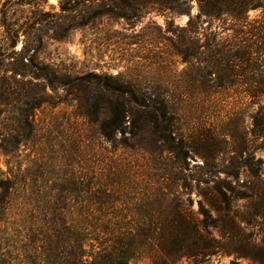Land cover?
Here are the masks:
<instances>
[{
	"label": "rangeland",
	"instance_id": "rangeland-1",
	"mask_svg": "<svg viewBox=\"0 0 264 264\" xmlns=\"http://www.w3.org/2000/svg\"><path fill=\"white\" fill-rule=\"evenodd\" d=\"M154 1L0 0V263L264 264V95L215 85L237 21L199 13L255 7V32L264 0ZM60 78L164 97L180 148L107 141ZM174 207L196 242L167 227Z\"/></svg>",
	"mask_w": 264,
	"mask_h": 264
},
{
	"label": "trees",
	"instance_id": "trees-1",
	"mask_svg": "<svg viewBox=\"0 0 264 264\" xmlns=\"http://www.w3.org/2000/svg\"><path fill=\"white\" fill-rule=\"evenodd\" d=\"M180 0H155L162 6L176 7ZM206 1L208 4L214 5L219 0H198L199 3ZM118 6V5H117ZM119 7V6H118ZM249 8L255 7H236V9H222L218 7H199V13L212 15L220 10L227 13L237 21V29L235 30V40L228 50L222 48L217 49L219 54L218 73L215 78V85L223 86L225 84L233 85L240 80L249 83L245 89V93L250 96L264 95V70L257 71V61L252 44L257 45L256 50H261L264 45V20L255 21L257 24L253 26L255 32L249 31L244 17V13ZM184 12V11H178ZM244 18V19H243ZM190 22V19L188 23ZM252 35L254 40L249 37ZM190 56H193L192 54ZM264 66V62L262 64ZM220 67V69H219ZM221 67L229 68V72L222 71ZM239 68L242 72L237 70ZM249 71V73H243ZM257 71V72H256ZM204 78L205 75H202ZM59 84L66 86L72 90V95L82 112L86 116L97 113L95 123L98 126L99 133L109 142L116 143L127 147H137L141 142L138 131L140 129L148 131L151 135L149 141H161L166 143V148H172L174 151L180 148L179 144H172L168 138L170 131V118L167 116L169 107L166 99L154 98L150 93H135L133 88L127 82H119L110 84L102 82L101 89L89 90L84 82L76 80L59 79ZM74 90V91H73ZM80 90L83 93H79ZM76 92V93H75ZM132 107L134 109H132ZM99 116V117H98ZM127 130L131 133L129 138H115V133H125ZM144 142L147 140L144 139ZM175 217L171 218L167 225L172 231H181L183 235L182 241L189 238L193 242L199 239L200 232L195 221L189 218L185 213L173 208ZM149 235H146V238ZM177 235H175V238ZM179 238H176V242ZM163 241L160 242V245ZM125 254L127 251H120ZM0 264H6L4 262ZM71 264H82L80 260L72 261Z\"/></svg>",
	"mask_w": 264,
	"mask_h": 264
}]
</instances>
